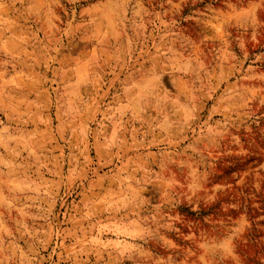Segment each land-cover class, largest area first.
Listing matches in <instances>:
<instances>
[{"label":"rangeland","instance_id":"374dc122","mask_svg":"<svg viewBox=\"0 0 264 264\" xmlns=\"http://www.w3.org/2000/svg\"><path fill=\"white\" fill-rule=\"evenodd\" d=\"M0 264H264V0H0Z\"/></svg>","mask_w":264,"mask_h":264}]
</instances>
